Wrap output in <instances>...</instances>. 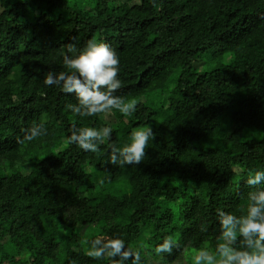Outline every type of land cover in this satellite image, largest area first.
<instances>
[{"label":"trees","instance_id":"obj_1","mask_svg":"<svg viewBox=\"0 0 264 264\" xmlns=\"http://www.w3.org/2000/svg\"><path fill=\"white\" fill-rule=\"evenodd\" d=\"M92 38L116 49V94L136 101L133 116L82 120L66 108L74 95L43 84L48 71L64 70L69 44ZM208 51L210 60L230 56L199 68ZM40 122L47 135L21 142ZM108 123L119 147L133 128L152 126L140 164H108V141L98 153L66 143L73 124ZM256 170H264V0H6L0 264H109L86 255V241L101 234L130 247L176 234L180 247L165 264H191L193 248L222 242L217 208L246 212Z\"/></svg>","mask_w":264,"mask_h":264},{"label":"clouds","instance_id":"obj_2","mask_svg":"<svg viewBox=\"0 0 264 264\" xmlns=\"http://www.w3.org/2000/svg\"><path fill=\"white\" fill-rule=\"evenodd\" d=\"M5 5L6 0H0V11ZM62 64L64 70L48 71L43 84L75 96L76 102L66 105L74 116L83 120L101 113L111 114L113 110L124 117L136 113L135 100L116 94L122 87L120 57L109 43L92 38L81 48L69 44ZM67 131L66 143L88 153L100 152L101 145L108 141L107 163L121 168L140 164L146 147L155 138L151 125L133 128L129 133L130 142L123 147L111 142V123L99 128L73 124ZM47 132L44 122L33 123L24 129L21 142H33L46 136ZM104 182V179L98 180L101 185ZM246 183L254 189L248 192L246 212L238 216L217 208L218 241L222 242H217L214 251L204 247L193 248L191 264H264V170L250 174ZM200 231H208L206 224L200 225ZM86 243L88 257L96 261L106 259L109 264H165L167 256L180 247L176 234L160 237L151 246L140 241L137 246L130 247L126 239L118 234H101Z\"/></svg>","mask_w":264,"mask_h":264},{"label":"rangeland","instance_id":"obj_3","mask_svg":"<svg viewBox=\"0 0 264 264\" xmlns=\"http://www.w3.org/2000/svg\"><path fill=\"white\" fill-rule=\"evenodd\" d=\"M230 55H226L224 57H219V58H215L214 60H210L209 59V51L206 52L204 55H203V60H204V63L201 64V62L199 63L198 62V67H204L206 69H211L213 68L215 65H218L220 62H226L228 61V57ZM201 64V65H200ZM200 65V66H199ZM176 74V73H175ZM174 74V75H175ZM174 77V76H173ZM122 231V230H121ZM184 264V263H183Z\"/></svg>","mask_w":264,"mask_h":264}]
</instances>
